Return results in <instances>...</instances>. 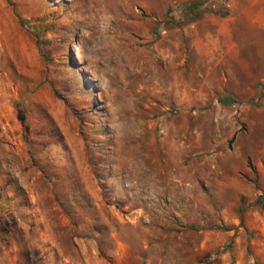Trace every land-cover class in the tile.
Instances as JSON below:
<instances>
[{"label": "rangeland", "instance_id": "374dc122", "mask_svg": "<svg viewBox=\"0 0 264 264\" xmlns=\"http://www.w3.org/2000/svg\"><path fill=\"white\" fill-rule=\"evenodd\" d=\"M0 264H264V0H0Z\"/></svg>", "mask_w": 264, "mask_h": 264}, {"label": "trees", "instance_id": "16d2710c", "mask_svg": "<svg viewBox=\"0 0 264 264\" xmlns=\"http://www.w3.org/2000/svg\"><path fill=\"white\" fill-rule=\"evenodd\" d=\"M190 4H191V1H187V2L181 3L180 6L182 9H185V8H188Z\"/></svg>", "mask_w": 264, "mask_h": 264}]
</instances>
